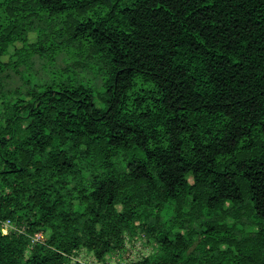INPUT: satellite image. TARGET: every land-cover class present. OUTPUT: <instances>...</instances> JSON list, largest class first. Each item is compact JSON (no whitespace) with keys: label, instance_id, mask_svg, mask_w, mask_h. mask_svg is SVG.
I'll list each match as a JSON object with an SVG mask.
<instances>
[{"label":"trees","instance_id":"16d2710c","mask_svg":"<svg viewBox=\"0 0 264 264\" xmlns=\"http://www.w3.org/2000/svg\"><path fill=\"white\" fill-rule=\"evenodd\" d=\"M8 219L0 264H264V0H0Z\"/></svg>","mask_w":264,"mask_h":264},{"label":"rangeland","instance_id":"374dc122","mask_svg":"<svg viewBox=\"0 0 264 264\" xmlns=\"http://www.w3.org/2000/svg\"><path fill=\"white\" fill-rule=\"evenodd\" d=\"M72 63L73 60L64 61L63 58H61L58 61V66L66 67L67 65H70ZM38 71L41 73L39 74V76H44L42 75L45 74L43 68L39 67ZM86 76H88L89 78H95L96 75L95 72L90 71L86 74ZM14 82L17 84L21 83V79L18 75L14 76ZM157 247L158 244L156 242H152L145 235H140L136 238L128 239L123 250L113 255H108L105 261H99L95 258L93 253L82 249L79 251L77 256L73 258V262H78L79 264H129L132 261H136L142 259L143 257L151 255L155 252Z\"/></svg>","mask_w":264,"mask_h":264},{"label":"built area","instance_id":"2783aa9c","mask_svg":"<svg viewBox=\"0 0 264 264\" xmlns=\"http://www.w3.org/2000/svg\"><path fill=\"white\" fill-rule=\"evenodd\" d=\"M0 223H2V232L3 234H8L11 232L15 233H24L25 229L17 226L14 222H12L10 219L2 221L0 220ZM46 240L45 233L44 232H35L32 235H30V243L31 245H35L37 243H44Z\"/></svg>","mask_w":264,"mask_h":264}]
</instances>
